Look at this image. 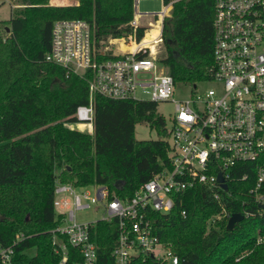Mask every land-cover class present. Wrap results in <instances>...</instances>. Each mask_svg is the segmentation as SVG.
Listing matches in <instances>:
<instances>
[{"label": "trees", "instance_id": "trees-1", "mask_svg": "<svg viewBox=\"0 0 264 264\" xmlns=\"http://www.w3.org/2000/svg\"><path fill=\"white\" fill-rule=\"evenodd\" d=\"M24 1L28 5L11 14L6 31L0 32V247L12 246L10 264H51L56 259L49 231L57 222L55 179L75 186L101 183L118 196H129L167 165L166 132L153 102L100 95L93 96L91 133L67 126L75 120L76 106L88 101L86 81L44 60L54 19L80 17L92 25L96 40L117 37L132 31V0ZM161 2L171 4L161 27L166 71L174 80L205 78L212 0ZM143 31L135 27L136 41ZM139 121H147L160 138H135ZM248 184L228 183L226 209L244 213L230 230L224 219L207 225L219 207L200 185L178 192L168 212L153 213L154 232L177 255L175 264H264V246L255 240L257 234L264 236V212H257L246 193ZM105 224L98 222L100 233L93 237L101 260L111 246L102 232ZM19 232L23 236L16 240Z\"/></svg>", "mask_w": 264, "mask_h": 264}, {"label": "built area", "instance_id": "built-area-1", "mask_svg": "<svg viewBox=\"0 0 264 264\" xmlns=\"http://www.w3.org/2000/svg\"><path fill=\"white\" fill-rule=\"evenodd\" d=\"M138 1L132 0L133 33L137 15L164 14L163 9L137 11ZM212 2L211 62L202 79L213 85L195 91L192 83L193 92L178 100L171 96L175 80L148 50L151 43L162 42L160 25L147 42L133 41L132 49L113 51L94 38L92 25L83 18L52 21L44 60L87 84L88 101L76 106L75 120L68 123L92 132L94 95L154 104L169 98L174 113L166 127L155 111L166 132L167 165L129 196H118L101 183L75 186L55 179L52 206L57 222L49 231L56 259L51 264H175L177 255L154 232L153 213L168 212L178 192L196 185L219 207L208 216L207 225L226 221L231 213L224 204L231 181L248 180L246 193L256 202L257 212H264V0ZM88 207H99L101 213L77 221L74 210ZM180 214L185 215L184 208ZM99 221L106 222L102 232L111 241L105 260L99 259L93 238L100 233ZM22 236L19 232L15 238ZM255 240L264 246L263 235ZM11 254V245L0 247V264H10Z\"/></svg>", "mask_w": 264, "mask_h": 264}, {"label": "rangeland", "instance_id": "rangeland-1", "mask_svg": "<svg viewBox=\"0 0 264 264\" xmlns=\"http://www.w3.org/2000/svg\"><path fill=\"white\" fill-rule=\"evenodd\" d=\"M77 2L78 0H76L75 3H68V4H76ZM48 3L51 4L49 0H48ZM25 5H28V4L24 0H0V28H2L3 25H5V29H0L1 34H3L4 31H6V27H7L6 21L9 18V16L11 14L16 13L19 9H21ZM160 9H163L164 14L159 15L158 13H151V14L141 13L136 16L137 25L144 27L143 35L137 41L147 42L149 38L153 37L158 32L157 26L159 25H160V31H161L163 18H166L167 16L170 15V9H171L170 3L166 5H162L161 0H139L138 1L137 11L155 12ZM133 16L134 15H133V7H132V16L130 19H132ZM129 21H128V24H129ZM151 30L153 31L154 35L149 33ZM127 34H130L131 37L127 36ZM101 40H102L101 44H106L110 46L113 49V51H117L116 49H119V47H121L120 46L121 44L125 45V46H122V48H124L123 50H129V48L126 46H135L134 42H137L135 39V35L132 31L126 34H122L121 36H117V37H112L110 35H107L106 37L101 38ZM148 50L150 53H152L153 56L157 58V62L161 64V58L164 57L166 53L163 42L151 43V45L148 47ZM194 83H196L195 91H201L202 89L213 85V81L210 79H200V80H196ZM191 84L192 83L187 80H175L173 92L171 95L172 99L178 100V99L188 97L193 92L191 88ZM140 95L145 97V94H140ZM155 111L163 118L165 122V126L169 127L171 123V118L174 113V101L169 98L166 100L156 101ZM78 125L79 124H75V123H67V126L69 127L71 126V127H75L79 129ZM81 130L84 131L85 128H82ZM87 132L91 133L89 131ZM133 134H134V137L137 139L160 138V135L156 133L154 128L149 126L147 121L135 122L134 128H133ZM100 213H101V210L99 207L96 208V210L92 209L91 207H88V208L74 210V217L77 221H85V220L94 218ZM162 245L167 246L171 249V247L167 244L165 240H162Z\"/></svg>", "mask_w": 264, "mask_h": 264}, {"label": "water", "instance_id": "water-1", "mask_svg": "<svg viewBox=\"0 0 264 264\" xmlns=\"http://www.w3.org/2000/svg\"><path fill=\"white\" fill-rule=\"evenodd\" d=\"M6 29H7V27H6ZM217 176H218V179H220L219 173L217 174ZM222 186L225 188L226 187L225 183H222ZM260 207H264V204H260ZM242 217H243V214L239 211L231 212L229 214V216L227 217V220L225 222V228L227 230H230L233 227L234 223L236 221H239L240 219H242Z\"/></svg>", "mask_w": 264, "mask_h": 264}, {"label": "crops", "instance_id": "crops-1", "mask_svg": "<svg viewBox=\"0 0 264 264\" xmlns=\"http://www.w3.org/2000/svg\"><path fill=\"white\" fill-rule=\"evenodd\" d=\"M49 2H50L51 4H68V3H75L76 0H66V1H64V0H55V1H53V0H49ZM162 5H163V4H162ZM149 33H151V34L154 35V33H153L152 30H151ZM128 48H129V50L132 49V48H130V47H128ZM122 49H124V48L119 47V49H116V50H117V51H121Z\"/></svg>", "mask_w": 264, "mask_h": 264}, {"label": "bare ground", "instance_id": "bare-ground-1", "mask_svg": "<svg viewBox=\"0 0 264 264\" xmlns=\"http://www.w3.org/2000/svg\"><path fill=\"white\" fill-rule=\"evenodd\" d=\"M120 46H121V48H122V46H125V45H124V44H121ZM126 47L133 48L134 46H126Z\"/></svg>", "mask_w": 264, "mask_h": 264}]
</instances>
